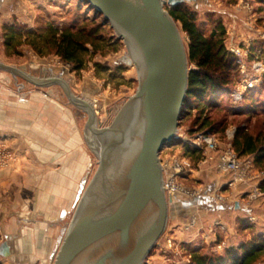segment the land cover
Masks as SVG:
<instances>
[{
  "label": "water",
  "instance_id": "obj_1",
  "mask_svg": "<svg viewBox=\"0 0 264 264\" xmlns=\"http://www.w3.org/2000/svg\"><path fill=\"white\" fill-rule=\"evenodd\" d=\"M103 17L126 50L137 88L111 122L97 128L93 105L61 77H34L0 62V72L34 88L58 87L86 115L97 159L52 264H143L162 236L168 208L159 155L175 142L187 93L188 61L180 29L166 11L197 0H82ZM237 205H235V209ZM6 255L7 249L0 248Z\"/></svg>",
  "mask_w": 264,
  "mask_h": 264
},
{
  "label": "rangeland",
  "instance_id": "obj_2",
  "mask_svg": "<svg viewBox=\"0 0 264 264\" xmlns=\"http://www.w3.org/2000/svg\"><path fill=\"white\" fill-rule=\"evenodd\" d=\"M245 1L250 5L256 24L258 26L264 24V4L259 3V0H205L204 4L197 8L189 3H184V6L196 13L198 23L201 22L204 25L205 36L215 27L216 22L222 25L225 33V49L228 51L230 46L235 45L246 52L245 61L250 76L252 64L264 61V56L261 54L264 52V40L259 39L258 34L249 32L245 26L247 13L240 7L241 2L245 3ZM5 7L7 8L6 23L17 24L25 32L26 30L36 31L46 24L65 29L82 23H102V17L94 15L93 10L82 0H7ZM260 15L262 17L258 18ZM103 28L105 37L113 43H118L116 51L109 50L102 57L99 54L90 59L86 57L83 69L80 71H72L71 66L53 53L44 50L39 55L24 44L13 53L11 50L6 52L0 42V62L20 68L37 78L61 77L68 83L74 96L93 105L97 128H104L109 125L116 111L134 94L137 81L134 68L128 64L123 44L117 40L108 24ZM180 34L186 47V36L181 32ZM188 68L190 70L192 66L188 64ZM261 75L259 79L261 82L253 88L255 92L249 98L246 91L250 89H244L245 79L237 68L236 75L232 77L229 94L217 99L216 106L209 108L201 105L198 109L193 106L189 114L181 118L177 133L182 138H186V142L174 143L171 147L164 148L159 155V160L170 156L183 158L188 162L190 171L178 178L180 184L191 190L201 189L199 185L204 186L205 189L206 186L213 187L214 181L220 177L213 170L209 172V177L206 176L207 171H202L204 177L194 175L201 169L206 170L205 167L199 166L200 154L192 144V140L198 135L212 134L221 147L227 144L232 147L233 138L238 131L248 132L254 136L264 133V127H262L264 112L260 107V103L264 102V76ZM0 76L11 80V77L5 73H0ZM50 92L59 104L68 107L72 113V129L79 133L82 147L86 150L91 164L89 181L96 169L97 159L89 135L85 133L86 115L68 104L60 88L52 87ZM236 92L241 93L242 97L235 101L233 94ZM202 106H204L203 109ZM252 108L255 112L248 114ZM205 118H208L211 124L209 127L201 128ZM209 128H213L211 129L213 131ZM231 133L232 138L228 140L227 135ZM247 157L250 156H244L243 159ZM255 169L258 172H264V166L255 167ZM225 189L227 187L221 190L223 196H226L228 192ZM214 198L217 203L229 204V209L220 212L196 211L185 215L179 204L170 206L166 228L143 264H188L193 249L220 256L229 248L249 243L258 235L264 236L258 228L257 219L232 209V198L223 202L218 201L217 197ZM192 219H195L196 225L186 229ZM168 240H170L169 245ZM261 259L264 260V256L254 264H264Z\"/></svg>",
  "mask_w": 264,
  "mask_h": 264
},
{
  "label": "crops",
  "instance_id": "obj_3",
  "mask_svg": "<svg viewBox=\"0 0 264 264\" xmlns=\"http://www.w3.org/2000/svg\"><path fill=\"white\" fill-rule=\"evenodd\" d=\"M6 1L0 0V42L1 27L7 24ZM204 1L189 4L197 8ZM261 54L264 56V52ZM259 62L264 69V61ZM51 89L0 76V141L16 158L11 168L0 169V248L7 249L6 255L0 254V264H52L80 192L88 182L91 164L79 133L72 129V113L58 103ZM204 169L194 175L204 177L202 171H207L209 177L211 169ZM229 180L220 176L213 187L199 185L204 195L183 207L182 212L228 210L229 204L217 203L214 197L218 194L225 197L223 201L233 199L235 212L257 219L264 234V197L249 201V194L264 192L254 181L227 187ZM224 187L226 196L221 195Z\"/></svg>",
  "mask_w": 264,
  "mask_h": 264
},
{
  "label": "trees",
  "instance_id": "obj_4",
  "mask_svg": "<svg viewBox=\"0 0 264 264\" xmlns=\"http://www.w3.org/2000/svg\"><path fill=\"white\" fill-rule=\"evenodd\" d=\"M259 3L264 4V0H259ZM165 9L180 32L186 36L187 61L192 66L188 72L182 118L189 114L193 106L197 109L201 105L209 108L216 106L217 99L229 94L232 77L236 75L238 67L234 56L225 49V33L219 22H216L215 27L205 36L204 25L198 23L196 13L184 6V3ZM94 15L98 14L94 12ZM104 25L107 23L103 17L101 24L89 22L71 25L65 29L46 24L36 31L26 30V32L17 24H5L1 27L2 45L6 52L11 50L13 53L23 44L39 55L46 50L71 66L72 71H80L83 69L86 57L90 59L97 54L102 57L109 50L116 51L118 43H113L105 37ZM246 92L251 98L255 91L250 89ZM260 107L264 112V102L260 103ZM254 112L255 109L252 108L248 114ZM210 124L208 118H205L201 128L209 127ZM211 129L213 128H209L213 131ZM232 148L238 156L252 157L255 167L264 166V133L254 136L248 132L238 131L233 138ZM259 188L264 192V180L260 182ZM262 256H264V236L258 235L249 243L225 250L220 256L193 249L188 264H254Z\"/></svg>",
  "mask_w": 264,
  "mask_h": 264
},
{
  "label": "built area",
  "instance_id": "obj_5",
  "mask_svg": "<svg viewBox=\"0 0 264 264\" xmlns=\"http://www.w3.org/2000/svg\"><path fill=\"white\" fill-rule=\"evenodd\" d=\"M241 10L247 13L245 26L249 32L258 34L257 37L264 40V24L258 26L254 16H252L250 5L245 1L241 2ZM251 13V15H250ZM229 53H231L234 58L239 72L243 76L244 89H253L257 84L260 83V75L264 73V69L260 65V62H255L250 67V76L245 61L246 52L232 45L228 48ZM257 75V76H256ZM259 75V76H258ZM242 95L239 92L233 94V99L236 101L241 99ZM178 129V128H177ZM228 140H231L232 133L228 134ZM175 142L177 144H184L186 138H182L176 132ZM193 148L196 149L200 154L199 166L209 167L219 176H228L230 178L229 182L226 184L227 187L231 185H246L250 182H256L257 186L259 181L264 180V172L256 171L253 160L250 157L244 158L238 156L230 144L225 147H221L218 140L212 134H201L192 140ZM171 147V146H170ZM16 158L4 142L0 141V169L11 168L15 163ZM160 166L162 170V188L164 195L167 199L175 201H189L192 199H198L204 195L203 189L191 190L183 186L178 182V178L181 175H185L187 171H190L189 164L183 158L177 157H165L160 160ZM256 186V189L258 187ZM218 200L223 201L218 194H215ZM264 197V193L256 190L252 194H249V201L254 202L259 198ZM195 219H192L186 226V229L194 227ZM168 245L170 240L167 241Z\"/></svg>",
  "mask_w": 264,
  "mask_h": 264
}]
</instances>
